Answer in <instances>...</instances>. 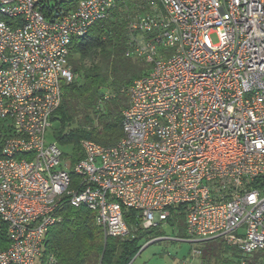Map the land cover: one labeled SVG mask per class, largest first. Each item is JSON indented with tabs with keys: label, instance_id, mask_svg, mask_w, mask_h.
<instances>
[{
	"label": "built area",
	"instance_id": "obj_1",
	"mask_svg": "<svg viewBox=\"0 0 264 264\" xmlns=\"http://www.w3.org/2000/svg\"><path fill=\"white\" fill-rule=\"evenodd\" d=\"M61 1L0 0V264H59L45 239L67 204L107 236L130 235L132 208L148 229L183 215L177 238L198 256L215 238L264 249V0H147L126 54L150 67L129 87L124 135L82 140L75 164L47 138L70 45L118 0Z\"/></svg>",
	"mask_w": 264,
	"mask_h": 264
},
{
	"label": "trees",
	"instance_id": "obj_2",
	"mask_svg": "<svg viewBox=\"0 0 264 264\" xmlns=\"http://www.w3.org/2000/svg\"><path fill=\"white\" fill-rule=\"evenodd\" d=\"M60 3L72 8L76 0ZM149 8L147 0H118L106 18L92 24L86 35L72 40L68 64L74 78L63 84L62 103L51 118V122H58L53 140L60 144L72 164L84 157L82 140L109 146L124 135L123 112L129 103V87L150 67L126 54L133 35L129 23ZM7 128V121L0 119V134ZM61 214L62 220L49 229L45 239L46 251H54L59 264H132L145 243L164 235L160 225L142 227L137 211L132 208L125 212L131 230L125 238L107 236L96 223L95 213L84 205L67 204ZM175 223L179 236H185L184 216L178 215L170 224ZM9 244L4 225L0 229V249ZM198 246L200 264H241L244 256L223 238L207 240ZM245 256L253 264H264V249Z\"/></svg>",
	"mask_w": 264,
	"mask_h": 264
},
{
	"label": "rangeland",
	"instance_id": "obj_3",
	"mask_svg": "<svg viewBox=\"0 0 264 264\" xmlns=\"http://www.w3.org/2000/svg\"><path fill=\"white\" fill-rule=\"evenodd\" d=\"M51 3L54 5L56 0H51ZM142 61L148 66L144 60ZM57 129L58 122H52L47 133L48 140L56 139ZM160 229L164 235L145 243L132 264H200L199 256L194 253L197 244L177 238L179 229L169 223H162Z\"/></svg>",
	"mask_w": 264,
	"mask_h": 264
}]
</instances>
